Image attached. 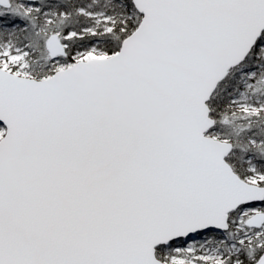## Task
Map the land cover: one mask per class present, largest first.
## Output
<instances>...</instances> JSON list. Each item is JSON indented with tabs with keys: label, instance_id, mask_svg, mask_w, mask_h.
I'll list each match as a JSON object with an SVG mask.
<instances>
[{
	"label": "snow or ice",
	"instance_id": "obj_1",
	"mask_svg": "<svg viewBox=\"0 0 264 264\" xmlns=\"http://www.w3.org/2000/svg\"><path fill=\"white\" fill-rule=\"evenodd\" d=\"M0 264H264V0H0Z\"/></svg>",
	"mask_w": 264,
	"mask_h": 264
}]
</instances>
